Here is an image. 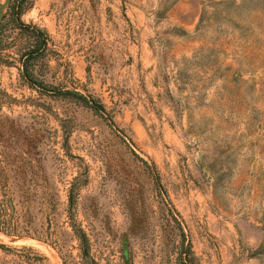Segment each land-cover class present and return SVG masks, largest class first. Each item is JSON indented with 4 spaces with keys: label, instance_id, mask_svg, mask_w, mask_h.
<instances>
[{
    "label": "rangeland",
    "instance_id": "rangeland-1",
    "mask_svg": "<svg viewBox=\"0 0 264 264\" xmlns=\"http://www.w3.org/2000/svg\"><path fill=\"white\" fill-rule=\"evenodd\" d=\"M21 19L47 33L49 90L1 53L0 264H264V0H23Z\"/></svg>",
    "mask_w": 264,
    "mask_h": 264
},
{
    "label": "trees",
    "instance_id": "trees-1",
    "mask_svg": "<svg viewBox=\"0 0 264 264\" xmlns=\"http://www.w3.org/2000/svg\"><path fill=\"white\" fill-rule=\"evenodd\" d=\"M23 0L12 2L9 0L5 13L0 18V56L2 52L12 46H17L15 59L8 62H17L23 81L43 92H48L47 85L38 77L34 66L45 56L48 44L47 33L32 23L21 19ZM16 34V36H14ZM63 93V92H62ZM65 94L75 96L83 104L97 110L100 104L92 97L84 96L73 91ZM100 108V107H99Z\"/></svg>",
    "mask_w": 264,
    "mask_h": 264
},
{
    "label": "bare ground",
    "instance_id": "bare-ground-1",
    "mask_svg": "<svg viewBox=\"0 0 264 264\" xmlns=\"http://www.w3.org/2000/svg\"><path fill=\"white\" fill-rule=\"evenodd\" d=\"M6 240H8V239H6Z\"/></svg>",
    "mask_w": 264,
    "mask_h": 264
},
{
    "label": "water",
    "instance_id": "water-1",
    "mask_svg": "<svg viewBox=\"0 0 264 264\" xmlns=\"http://www.w3.org/2000/svg\"><path fill=\"white\" fill-rule=\"evenodd\" d=\"M1 18V17H0Z\"/></svg>",
    "mask_w": 264,
    "mask_h": 264
}]
</instances>
